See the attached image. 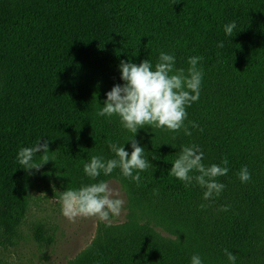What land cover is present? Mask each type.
Returning a JSON list of instances; mask_svg holds the SVG:
<instances>
[{
    "label": "trees",
    "instance_id": "16d2710c",
    "mask_svg": "<svg viewBox=\"0 0 264 264\" xmlns=\"http://www.w3.org/2000/svg\"><path fill=\"white\" fill-rule=\"evenodd\" d=\"M161 52L186 73L189 57L203 58L199 99L186 108L192 135L139 128L134 138L153 164L140 185L119 168L93 180L83 171L93 155L115 158L110 143L132 151L119 117L96 115L124 83L120 61L155 65ZM39 138L54 160L26 171L17 153ZM193 144L206 166L229 161L217 178L225 188L207 201L195 182L169 175L181 146ZM243 166L248 182L238 176ZM109 178L127 194L129 219L100 223L69 264H191L194 254L230 264L224 249L235 264H264V0H0V239L18 234L32 192L59 198Z\"/></svg>",
    "mask_w": 264,
    "mask_h": 264
},
{
    "label": "clouds",
    "instance_id": "9594fccd",
    "mask_svg": "<svg viewBox=\"0 0 264 264\" xmlns=\"http://www.w3.org/2000/svg\"><path fill=\"white\" fill-rule=\"evenodd\" d=\"M236 27L235 21L225 24L226 36L232 37ZM223 46V41L219 42L218 47ZM202 59L200 56L189 57L187 73L185 69L175 67L174 55L165 52L160 53L155 65L149 59L139 64L121 60L119 68L124 83L115 84L106 93L104 106L96 115L119 117L122 127L133 134L126 140L131 141L132 151L129 154L124 144L110 143L109 148L115 154V158L106 160L101 155H93L90 161L84 164V173L95 180L101 173L108 176L114 169L119 168L124 177L135 181L139 186L140 173L153 166L145 156V148L134 138L139 128L151 126L177 133L183 130L185 135H192L185 124L186 108L192 102L198 101L200 96L203 70L198 64ZM189 123L192 128L198 127L195 122ZM48 152V140L41 143L39 138L35 144L21 147L16 159L26 171L32 169L39 171L49 160H54L48 156ZM38 153H42L39 161L35 159ZM152 157L157 159L155 155ZM203 157L204 152L199 146L194 144L181 146L179 155L172 161L169 175L184 182L185 187L195 182L204 189L202 198L207 201L218 197L225 188L217 178L228 174L229 161L224 158L220 164L212 163L206 166ZM238 176L241 182L251 180L247 166L240 169ZM59 202L63 216L69 221L75 222L78 217H95L101 222H106V227L111 226L112 217L120 216L124 206L119 191L104 180L82 185L78 189L68 188L60 192ZM199 207L204 209L207 205L201 203ZM227 210V205L220 209ZM224 252L230 264H235L236 255L228 249H224ZM191 264H203V261L198 254H194L191 257Z\"/></svg>",
    "mask_w": 264,
    "mask_h": 264
},
{
    "label": "rangeland",
    "instance_id": "374dc122",
    "mask_svg": "<svg viewBox=\"0 0 264 264\" xmlns=\"http://www.w3.org/2000/svg\"><path fill=\"white\" fill-rule=\"evenodd\" d=\"M117 189L124 206L111 224L129 219L128 197L115 178L106 180ZM101 222L95 217H78L75 222L63 216L59 198L43 192H32L26 217L17 235L0 239V264H69L78 253L91 245ZM163 238H174L160 227L154 228ZM37 236H36V235Z\"/></svg>",
    "mask_w": 264,
    "mask_h": 264
}]
</instances>
